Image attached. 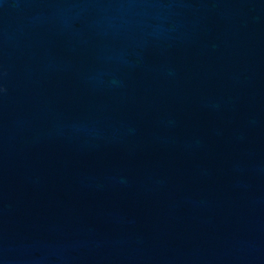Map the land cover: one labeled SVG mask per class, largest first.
<instances>
[{
	"label": "water",
	"instance_id": "water-1",
	"mask_svg": "<svg viewBox=\"0 0 264 264\" xmlns=\"http://www.w3.org/2000/svg\"><path fill=\"white\" fill-rule=\"evenodd\" d=\"M0 264H264V0H0Z\"/></svg>",
	"mask_w": 264,
	"mask_h": 264
}]
</instances>
